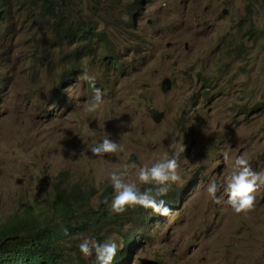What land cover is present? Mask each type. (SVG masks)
I'll return each mask as SVG.
<instances>
[{
  "label": "rangeland",
  "instance_id": "rangeland-1",
  "mask_svg": "<svg viewBox=\"0 0 264 264\" xmlns=\"http://www.w3.org/2000/svg\"><path fill=\"white\" fill-rule=\"evenodd\" d=\"M71 8L107 41L92 37L76 58L77 43L52 29L36 33L30 22L18 29L16 18L0 37V68L10 71L0 91V226L26 211L49 220L61 172L63 183H80L94 208L112 214L109 174L175 151L182 180L168 193V216L127 212L118 224L71 235L58 264H98L80 252L85 238L111 237L122 248L135 230L139 246L120 264H264V186L255 209L239 214L223 189L219 204L206 192L213 181L226 183L237 156L264 171V0H72ZM85 71L104 99L91 114ZM152 107L164 113L160 122ZM106 137L123 150L93 155ZM137 172L129 181L151 187Z\"/></svg>",
  "mask_w": 264,
  "mask_h": 264
},
{
  "label": "trees",
  "instance_id": "trees-1",
  "mask_svg": "<svg viewBox=\"0 0 264 264\" xmlns=\"http://www.w3.org/2000/svg\"><path fill=\"white\" fill-rule=\"evenodd\" d=\"M70 1L0 0V37L3 34L2 25H14L16 18V25L21 28L30 22L36 33L52 29L58 32L56 39L67 43L89 40L92 36L88 34L93 33L92 25L87 22L67 25L71 15ZM65 175L66 172H61L54 183L49 220L26 211L13 215L0 226V264H58L63 259L64 242L69 236L95 231L109 221L119 222L127 212L138 217L145 213L140 206L129 207L122 214L107 215L100 209L93 210L91 195L80 183H63ZM136 235L135 230L125 236V244L113 264L122 261L125 250L131 248L132 252L135 249L138 243Z\"/></svg>",
  "mask_w": 264,
  "mask_h": 264
},
{
  "label": "clouds",
  "instance_id": "clouds-1",
  "mask_svg": "<svg viewBox=\"0 0 264 264\" xmlns=\"http://www.w3.org/2000/svg\"><path fill=\"white\" fill-rule=\"evenodd\" d=\"M71 3L72 0L70 1V6ZM76 22H87L90 25H92L87 20H74L72 18V8H71V15L68 19L67 25L68 27H70L71 24H75ZM149 22H151V20H149ZM4 25H2V29H3L2 36L5 35L4 33L6 27H10L11 29L15 28V25H7V24ZM17 27L18 29H21L20 25H16V28ZM92 31L93 33L88 34V36L91 35L92 37H96L97 40L104 39L107 41V38L103 31H95L93 30V28ZM91 38L89 40L70 42V43H77V49L74 51V54L79 53V55L75 56L76 58L79 57L80 55L86 54V51L89 48H88V44L85 43L90 41ZM9 73H10L9 70L0 68V86H1L0 91L6 88L5 83L10 79ZM83 79L89 82L93 88V96L91 98V102L88 103L85 107V111L91 114L98 111L101 108L102 104L104 103L103 92L100 88L95 86V78L89 76L87 74V71L84 72ZM165 79H169L171 81V87L167 91L163 90L164 87L163 81ZM161 84H162V91L164 93H167L172 88V80L169 77L163 78ZM205 85L208 87L212 86L211 84H205ZM153 109L158 110V108L156 107L150 108L151 116H152L151 111ZM159 112L162 113L164 117V113L161 111ZM163 117L161 118V120L163 119ZM171 147L173 146L170 145V148ZM89 150L93 155L103 156L109 154L115 155L119 151H122L123 149L115 140L106 137L101 142L92 145ZM182 151H185V145L182 148ZM224 159L225 161L229 159L227 153L224 154ZM137 168H138V172H137L138 181L144 185H151V187L146 188L143 191H141L140 187L137 185L136 182L129 181L128 179L131 170ZM179 168H180L179 153L175 151L173 152L172 155H165L162 159L155 161L151 166L138 167L135 163L122 164L119 168H117L116 170L112 171L109 174L110 183L114 189V195L111 198V210L114 213L122 214L129 207L133 208L135 206H140L143 208L144 212L146 211V209H151L153 213H156L160 216H168L171 211L168 205L169 203L173 202V198L169 196L168 193L173 184L180 183L182 180V176L179 172ZM262 186H264V171L261 172L255 171L252 167L251 158L241 155L235 158L230 176L227 179L226 183L221 184L213 181L207 186L206 192L215 203L219 204L220 199L217 197V193L220 192L221 189H223L224 193L227 196L228 205L237 214H239L242 212L243 213L251 212L255 209L257 203V198L255 194ZM53 198L54 197H52V199ZM51 201L49 203V207L51 205ZM105 203H108V201H105ZM91 206L93 210L100 209V208H94L92 202H91ZM100 210L104 211L102 209ZM134 220L135 217L132 218V221ZM112 223L118 224V222H112ZM136 241H137V237H136ZM138 246L139 243H137L135 249L133 248L134 250H132V252H130L131 248L129 249V251L125 250L122 260L124 261V258L128 254L129 256H131L134 253V251H136ZM79 249L80 252L85 257H89L95 254L98 264H113V261L115 260L118 251H120V246L118 242L111 237L106 238L102 242L97 241L95 239L85 238L79 244ZM144 260H151L160 264L155 259L140 258L142 264L144 263ZM120 263H122V261Z\"/></svg>",
  "mask_w": 264,
  "mask_h": 264
},
{
  "label": "water",
  "instance_id": "water-1",
  "mask_svg": "<svg viewBox=\"0 0 264 264\" xmlns=\"http://www.w3.org/2000/svg\"><path fill=\"white\" fill-rule=\"evenodd\" d=\"M163 85H164L163 90L167 91L171 87V81L169 79H165L163 81ZM151 113H152V117L157 121H160L161 118L163 117V114L160 113L157 109H153ZM143 264H158V263L151 260H144Z\"/></svg>",
  "mask_w": 264,
  "mask_h": 264
}]
</instances>
